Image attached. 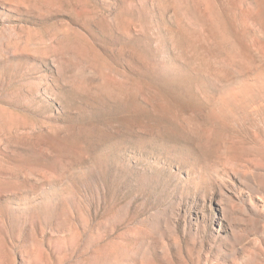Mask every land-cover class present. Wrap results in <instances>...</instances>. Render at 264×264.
I'll use <instances>...</instances> for the list:
<instances>
[{"label": "rangeland", "instance_id": "1", "mask_svg": "<svg viewBox=\"0 0 264 264\" xmlns=\"http://www.w3.org/2000/svg\"><path fill=\"white\" fill-rule=\"evenodd\" d=\"M0 264H264V0H0Z\"/></svg>", "mask_w": 264, "mask_h": 264}]
</instances>
